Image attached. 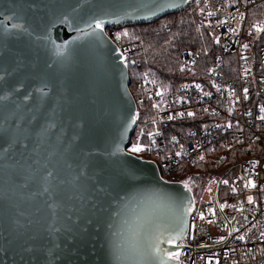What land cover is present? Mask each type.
<instances>
[{
  "label": "water",
  "instance_id": "95a60500",
  "mask_svg": "<svg viewBox=\"0 0 264 264\" xmlns=\"http://www.w3.org/2000/svg\"><path fill=\"white\" fill-rule=\"evenodd\" d=\"M191 1L0 0V264H181L196 197L129 151L138 104L104 26Z\"/></svg>",
  "mask_w": 264,
  "mask_h": 264
},
{
  "label": "built area",
  "instance_id": "2783aa9c",
  "mask_svg": "<svg viewBox=\"0 0 264 264\" xmlns=\"http://www.w3.org/2000/svg\"><path fill=\"white\" fill-rule=\"evenodd\" d=\"M197 3L198 25L213 32L219 52L198 79L186 80L176 89H163L149 76L136 81L138 105L151 111L146 124L136 128L131 146L139 144L145 149V157L161 162L164 178L182 181L196 194L182 241L192 246H183L181 264H264V152L258 155L255 150H259V139L264 136V72L257 74L252 60L255 34L264 29V16L248 20L249 10L264 7V0ZM104 27L111 36L116 35L112 25ZM114 40L123 60L128 65L136 62L133 46L123 44L119 36ZM198 58V51L184 48L180 69L192 70ZM229 59L235 61L234 66L228 64ZM190 112L193 115L189 116ZM185 121H196V126L169 130L171 123L181 125ZM234 145L246 156L237 173L221 177L218 196L222 213L215 189L206 185L212 182L211 175L202 181L204 189L210 190L208 197L205 190H198L194 174L186 169L199 165L212 153L225 162ZM254 151L256 155L251 154ZM181 164L185 165L182 171Z\"/></svg>",
  "mask_w": 264,
  "mask_h": 264
},
{
  "label": "trees",
  "instance_id": "16d2710c",
  "mask_svg": "<svg viewBox=\"0 0 264 264\" xmlns=\"http://www.w3.org/2000/svg\"><path fill=\"white\" fill-rule=\"evenodd\" d=\"M255 16H264V7H253L249 10L248 20ZM198 4L196 0L189 2L183 9L167 13L166 15L143 22H126L112 25L116 29V35L123 40L132 42L135 61L129 65L130 88L137 100L138 90L135 88L136 81L142 76L149 75L157 79L163 89H176L186 80L198 79L207 67L214 62V58L219 52L214 44L213 32L207 27L198 25ZM107 27V26H106ZM108 30V27H107ZM109 31V30H108ZM255 34L252 49L255 59L253 64L257 74L264 72V32ZM112 34L113 38L117 36ZM191 47L199 51L197 65L192 70L183 71L179 66L181 50ZM207 50V53H206ZM139 117L136 128L143 123L146 124L150 118L149 110H144L139 104ZM169 130L193 128L196 121H185L183 124L171 123ZM133 139V137H132ZM264 152V142L259 145ZM236 156H229L224 162L231 171L227 176L237 173L239 161L242 154L239 148ZM258 151V149H255ZM158 164L159 160L157 159ZM201 169H214L212 162H205L199 165ZM198 168V167H197ZM192 170V169H191Z\"/></svg>",
  "mask_w": 264,
  "mask_h": 264
},
{
  "label": "rangeland",
  "instance_id": "374dc122",
  "mask_svg": "<svg viewBox=\"0 0 264 264\" xmlns=\"http://www.w3.org/2000/svg\"><path fill=\"white\" fill-rule=\"evenodd\" d=\"M196 2H197V0H196ZM198 12H199V8H198ZM263 32H264V29L262 30V33ZM121 42L123 44H132L131 41H128L126 39L123 40L122 38H121ZM197 51H199L200 53L202 52V50H197ZM206 53H207V50H206ZM255 54H256V52L254 54H252V60L255 59ZM145 76H149V75H145ZM145 76H143V77H145ZM149 77H152V76H149ZM152 78H154V77H152ZM156 80L157 79H155V81ZM149 108L150 107H148L145 110L151 111V109H149ZM186 129H188V128H186ZM131 147L132 146L130 145L129 150H130ZM234 147L239 148V152L242 154V158L241 159H243L246 156V154L241 151V147L240 146L234 145L233 148L230 147V149H229L230 150V154H232V156H236V153H238V150L236 148H234ZM255 152L256 151L252 152L251 154L252 155H256ZM258 152H259V150H258ZM137 154L142 155V156H147L146 154H143L142 152H139ZM205 162H212V166H213L214 169H208V170L201 169V170H199L202 167V166L200 167L199 165H201V164H203ZM199 165H195V166H192V167L189 166V168H187L186 170H188V172L194 174V176H193L194 177V183H195L196 187L198 188V190H202V191L205 190V192L208 193V197H209L210 196V190L209 189H204L205 183L202 182L204 177L206 175H211L209 178H210V181H212V182L208 183L206 185L210 186V189H212V190L215 189V192H216L217 182L221 179L222 176H225V175L228 174L227 164H224V162H220V160L217 159V155L215 153H212V154H207L206 159L203 162H201ZM184 166H185L184 164H181L179 166V168H180L179 170L182 171V169L185 168ZM196 173H199L200 175H196ZM221 183H222V180H221ZM222 193L223 194L225 193L224 190H223Z\"/></svg>",
  "mask_w": 264,
  "mask_h": 264
},
{
  "label": "snow or ice",
  "instance_id": "6c2138e0",
  "mask_svg": "<svg viewBox=\"0 0 264 264\" xmlns=\"http://www.w3.org/2000/svg\"><path fill=\"white\" fill-rule=\"evenodd\" d=\"M211 15V14H210ZM95 28H102V22H97L96 24H95ZM244 47H247V45H244ZM0 79H3V77L2 76H0ZM39 91H40V93H41V95L43 96L44 95V89L43 88H41V89H39ZM245 91H247L246 89H245ZM206 95H208V93H206ZM262 111H264V109H262ZM180 115H183V113H181ZM188 115L189 116H191V115H193L191 112L190 113H188ZM172 117H169V119H171ZM150 135H152L151 133H150ZM145 149L144 148H142L141 146H139V144H134L131 148H130V152H132V153H139V152H142V151H144ZM150 150V149H149ZM201 159H203L202 157H201ZM224 183H227V181H224ZM247 186V185H246ZM249 202L251 203V197H249ZM221 207H223V205H221ZM201 218H203V217H201ZM181 231H183V229H181ZM240 239H243V237H240ZM173 240H174V238H169L168 240H167V242L169 243V244H172L173 243ZM179 255H180V253L179 252H172V251H166L165 252V256H166V258L168 259V260H177L178 258H179Z\"/></svg>",
  "mask_w": 264,
  "mask_h": 264
},
{
  "label": "bare ground",
  "instance_id": "6f19581e",
  "mask_svg": "<svg viewBox=\"0 0 264 264\" xmlns=\"http://www.w3.org/2000/svg\"><path fill=\"white\" fill-rule=\"evenodd\" d=\"M189 48H191V47H189ZM215 57H216V56H215ZM214 60H215V58H214ZM227 62H228V64L231 62L230 65H232V66L235 65V61H232V59L227 60ZM259 141H260V145H261V143L264 142V136H262V137L259 139ZM254 146H255V145H254ZM255 147H256V146H255ZM258 148H259V152H258V155H259V154L263 153V150L261 151V147H259V146H258ZM241 161H242V159H240L239 162H241Z\"/></svg>",
  "mask_w": 264,
  "mask_h": 264
},
{
  "label": "crops",
  "instance_id": "0c3cea01",
  "mask_svg": "<svg viewBox=\"0 0 264 264\" xmlns=\"http://www.w3.org/2000/svg\"><path fill=\"white\" fill-rule=\"evenodd\" d=\"M230 177V176H229Z\"/></svg>",
  "mask_w": 264,
  "mask_h": 264
}]
</instances>
